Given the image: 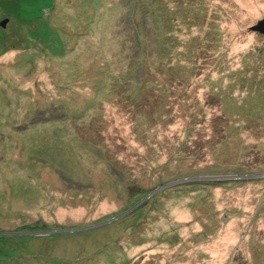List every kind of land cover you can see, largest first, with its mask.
<instances>
[{
    "label": "rangeland",
    "instance_id": "rangeland-1",
    "mask_svg": "<svg viewBox=\"0 0 264 264\" xmlns=\"http://www.w3.org/2000/svg\"><path fill=\"white\" fill-rule=\"evenodd\" d=\"M262 18L0 0V264H264Z\"/></svg>",
    "mask_w": 264,
    "mask_h": 264
},
{
    "label": "water",
    "instance_id": "water-1",
    "mask_svg": "<svg viewBox=\"0 0 264 264\" xmlns=\"http://www.w3.org/2000/svg\"><path fill=\"white\" fill-rule=\"evenodd\" d=\"M7 20H3L0 22V26L4 27L6 24ZM252 29L254 31H258L262 34H264V18H262L260 21L257 22V24H255L254 26H252ZM33 234H40V233H33Z\"/></svg>",
    "mask_w": 264,
    "mask_h": 264
}]
</instances>
